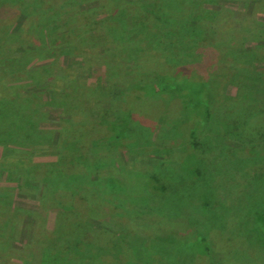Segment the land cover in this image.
<instances>
[{"label": "rangeland", "instance_id": "rangeland-1", "mask_svg": "<svg viewBox=\"0 0 264 264\" xmlns=\"http://www.w3.org/2000/svg\"><path fill=\"white\" fill-rule=\"evenodd\" d=\"M37 1L0 0V125L12 127L0 139L11 205L0 219V264H41L47 226L38 214L54 190L85 188L81 174L93 195L118 197L81 227L125 231L145 246L123 264H264V0H60L57 20L20 28L45 7ZM156 61L207 83L148 80ZM132 89L149 108L129 119L115 105ZM108 119L123 146L76 144ZM118 172L133 178H121L120 191L97 178ZM79 250L72 243L65 254Z\"/></svg>", "mask_w": 264, "mask_h": 264}, {"label": "trees", "instance_id": "trees-1", "mask_svg": "<svg viewBox=\"0 0 264 264\" xmlns=\"http://www.w3.org/2000/svg\"><path fill=\"white\" fill-rule=\"evenodd\" d=\"M60 0H50V1H45V0H38L37 5L38 6H45L43 9L40 8L41 10L35 9V12H38L37 16L34 18L31 15L27 14L24 16L23 21L21 23L20 28L24 27V24L29 23H35L36 25H40L43 22L54 20L59 17L58 12L55 11V8L58 6L57 2ZM100 7L104 6V0H100ZM2 7V6H1ZM1 10V8H0ZM79 10H76L75 12L73 11L72 14H77ZM146 16H151V13L149 11H146ZM206 13L212 14L213 12L205 11V14L202 16H199V20L202 22L205 20L207 17ZM79 14V12H78ZM57 16V17H56ZM203 25V23H200ZM31 26V25H30ZM200 28V31H202ZM206 31V29L204 30ZM57 32V31H56ZM56 35L55 31L52 32ZM59 34H65L67 36V33L62 32ZM73 34V33H71ZM70 35V34H68ZM54 40V37H52ZM202 39H196V41L199 42ZM191 43H188L186 45H190ZM195 44V43H193ZM197 45H200L197 43ZM262 50L261 53H264V45H262ZM260 49V48H259ZM260 51V50H259ZM258 51V52H259ZM23 54L20 53V56ZM139 61V66L144 70V72L147 71L146 67H148V64H145L149 61V58H146V60H138ZM142 61H145L142 63ZM142 63V64H141ZM187 66L181 65V64H176V63H171V62H159L156 61L153 64V70H149V73H151L149 76H145L148 78V80H162L165 81L166 79H169L171 76L174 77V79L171 81L172 85H176V83H179V81H188L190 83L194 84H201L202 86L206 84V80L203 79V77H200L198 74L194 73V70L192 68H186ZM185 70H188L187 72ZM160 81H157L154 83L155 87L157 88V91H161L163 88L161 87ZM155 82V81H154ZM169 82V81H168ZM205 86V85H204ZM197 88V87H194ZM123 96L125 99L124 101L121 102L119 105H115V107H123L121 113L123 115H127L129 119L135 118L138 116L136 114V110L141 109L144 114H148V108H149V101H146V99L142 96L140 92H138L137 89H132L131 91H124ZM207 96V95H206ZM140 100V101H139ZM203 100V99H202ZM126 102V103H125ZM147 102V103H145ZM146 106V108H144ZM141 111V112H142ZM142 115V114H141ZM8 118V116L5 118V120ZM157 119V118H156ZM106 123H99L96 125L89 126L85 128L83 131L84 133L80 137H75L76 138V144L81 145L82 143L84 144V141L90 140L97 144L98 147H106L107 149H111L112 147H119L123 146L120 142L122 141L121 135H117L115 132V129L112 127L115 126L114 120H110ZM112 123V127L108 125L109 123ZM7 123V121H6ZM5 125V124H4ZM0 125V139H7V136L10 135L11 126L10 130L7 128V126ZM98 125V126H97ZM17 126L23 130L27 126L22 127L17 124ZM97 130L99 134L96 136L90 137L91 130ZM118 133H122V129L120 131H117ZM90 137V138H89ZM243 144V151H245L248 147L246 144L245 140H242ZM248 150V149H247ZM104 163V162H103ZM107 164V163H106ZM105 163L103 164V167H107ZM85 165H79V167H83ZM115 175H118L116 177ZM113 173H106V175H100L97 178L100 181H105L109 184L112 185V188L117 189L120 191L121 189V178L124 180H131L132 181V176L126 175V172H118L116 174ZM89 176H92V173H90ZM145 176V175H144ZM146 178L143 177V183L146 187H149L150 185L155 186L156 179L155 176H145ZM80 180L84 183L86 182L87 186L83 187H73V185H65V189H56L51 193V196L47 198V201L45 202L44 205H42V208L40 213L38 214L41 219H44V223L47 228H46V237L45 241L41 244L43 248H45L46 251V256L44 259L41 261V264H123L125 261L132 260L134 258L133 250L135 248V245H139L141 250L145 249V246L141 244H131V241H129L125 236L124 233L125 231H121L119 234H107L105 230H95L93 228H87L85 225L81 227V222L83 216H98L100 211H102V206L108 207L110 206V202H114L116 198H118L116 195L112 199V201H108L109 198L103 194L100 193H94L92 194L91 187H88L89 185H93V182L91 180H85L84 174L80 175ZM161 189H165L164 186H161ZM81 201L83 202L86 201V204L82 205L79 204L75 201ZM79 204V205H78ZM84 206V207H83ZM4 207V209L2 208ZM11 207L10 203L6 200L5 196L2 197V188H0V219L5 218L4 214H6ZM78 207L80 210H78ZM106 207V208H107ZM83 208V209H82ZM99 212V213H98ZM52 218H51V217ZM49 217V218H48ZM1 222V221H0ZM260 222V221H256ZM261 223H263L264 227V220L261 218ZM1 227H3L0 224V242L2 241V231ZM66 234L64 236L70 237L66 240V243L64 245H61L58 249L55 248L56 246L59 245L60 236L63 234ZM73 235V236H70ZM106 236V237H105ZM104 237L107 240L108 248L103 249L102 244L100 243L102 239L104 240ZM57 238V239H56ZM200 241H204V238L202 237ZM58 242V243H57ZM69 242V243H67ZM74 244L77 249H80L79 252L77 253L76 251L73 252L72 256H67L66 253V248L68 249L69 244ZM114 246H117L118 248H113ZM54 249V250H53ZM136 249V248H135ZM119 250L122 252H119ZM180 252V251H179ZM65 254V255H64ZM60 257V258H59ZM43 262V263H42ZM143 264L142 262H140ZM210 264V262H208Z\"/></svg>", "mask_w": 264, "mask_h": 264}]
</instances>
